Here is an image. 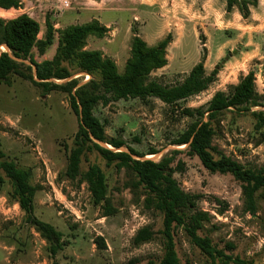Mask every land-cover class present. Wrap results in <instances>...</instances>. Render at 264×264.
Returning a JSON list of instances; mask_svg holds the SVG:
<instances>
[{"label": "rangeland", "instance_id": "rangeland-1", "mask_svg": "<svg viewBox=\"0 0 264 264\" xmlns=\"http://www.w3.org/2000/svg\"><path fill=\"white\" fill-rule=\"evenodd\" d=\"M140 1L20 0V9L0 11V18L30 16L41 26V40L45 39L47 20L57 31L99 21L107 26L108 33L103 38L89 37L83 50L101 51L105 58L115 61L119 72L124 74L135 34L149 46L159 43V0L145 4L149 9H141ZM55 36L54 45L45 55L34 51L36 61L54 56L58 34ZM187 42L189 47L184 50L181 62H178L175 50H170L167 52L168 64L154 71L151 80L168 87L179 85L204 59L207 74L220 66L217 81L207 91L175 107L154 97L121 100L109 106H97L94 115L109 138L123 139L127 147L144 154L145 160L158 162L174 150H181L175 156L173 167L181 162L183 169L174 177L186 193L201 196L197 209L210 216L200 234L210 237L227 255L264 264V192L259 194L257 212H247L240 182L229 174L209 172L198 157L188 153L186 145H175V141L198 120L184 116L182 110L206 109L217 92H227L249 72L255 73L257 92L264 95V60L245 57L246 54L241 53L245 50H224L207 65L206 50L197 47L203 40ZM19 62L30 65L29 60ZM96 78V75L82 71L57 83L77 79L84 85ZM256 110L264 111V107L252 109ZM79 124L67 94L55 91L44 96L41 89L18 76H13L11 86L0 84V148L5 160L14 162L21 169L31 170L32 184L38 189L35 215L53 225L67 242L64 250L53 259L48 243L26 222L25 213L11 198V182L1 172L0 264H127L131 260L150 264L162 259L163 216L144 207L145 193L142 189L132 188L133 178L126 170L108 168L96 153H86L82 158V172L97 165L107 176L108 196L118 210L110 217H104L103 211L93 205L86 183L64 177ZM254 125L255 120L250 114L239 116L234 111L224 112L212 124L216 133L212 143L214 157L218 159L223 155L245 168L262 169L264 141L260 134L264 130L259 133ZM127 147L123 150L128 151ZM152 150L157 153L151 154ZM146 226L152 227L154 239L135 246V235ZM98 238L104 240L105 247L97 242ZM175 242L181 264H220L213 263L192 245L182 228L175 230ZM228 245L233 248L229 249Z\"/></svg>", "mask_w": 264, "mask_h": 264}, {"label": "trees", "instance_id": "trees-1", "mask_svg": "<svg viewBox=\"0 0 264 264\" xmlns=\"http://www.w3.org/2000/svg\"><path fill=\"white\" fill-rule=\"evenodd\" d=\"M226 11L231 13L237 8L244 19L251 15V8L258 7L259 0H225ZM20 0H0V11L18 10ZM45 39H39L40 24L30 16L23 14L14 19L0 18V84L12 85L13 76L31 82L41 89L42 94L62 92L69 96L72 110L78 116L79 130L74 136L75 146L68 155V163L64 177L68 180H79L86 183L92 203L103 211L104 217L116 215L108 196L107 176L97 165L87 171H81L82 158L86 153H96L108 168L126 170L133 180V189H142L145 193L144 207L163 216L161 239L164 255L158 263L181 264L176 250L175 230L182 228L190 243L200 250L213 263L220 264H254L239 257L227 255L213 244L208 236L200 233L205 230V223L210 221L207 212L197 209V201L201 196L186 193L174 177L183 169L181 162L173 167L175 156L181 150H174L160 161L145 160V155L127 147L121 138H109L103 124L95 117L94 109L109 106L114 102L129 99L146 100L154 97L169 107L178 106L182 101L207 91L219 75L218 65L210 74L206 73L204 59L190 72L179 85L163 86L151 80V74L168 64L167 49L172 41L171 35L155 46H149L139 35L135 34L131 42V57L126 63L125 72L121 74L117 64L105 58L98 50H83L89 37L103 38L108 28L99 21L83 25H72L57 31L49 20L46 22ZM58 34V46L51 59L38 62L34 51L43 56L54 45ZM5 48V51H3ZM19 60H29L25 65ZM86 71L97 76L96 79L80 85L77 79L65 83L77 73ZM264 95L256 89V76L253 71L242 76L239 83L229 87L227 92H217L206 109H184L186 117L198 120L175 141L177 146H187L188 153L199 158L203 166L213 174L231 175L242 185L245 210L255 214L258 210L260 192H264V167L248 169L230 157L213 155V138L216 135L212 124L217 122L226 111H234L239 116L250 114L255 120V130H264V111H252L256 107H264ZM205 118L207 120L205 121ZM264 141V133L260 134ZM104 144L105 146H103ZM108 145L111 148H108ZM127 147L128 151H122ZM152 150L151 154H156ZM4 173L11 182V198L25 213L26 222L48 243L49 253L53 259L67 245L63 234L53 225L42 221L35 215V198L37 187L32 184L31 170L19 168L14 162L5 160L0 148V173ZM3 183L0 177V184ZM155 232L152 227L141 228L133 239L135 246L152 241ZM97 242L105 247L104 240ZM232 249V245H228ZM53 264H58L54 262ZM127 264H139L131 260Z\"/></svg>", "mask_w": 264, "mask_h": 264}, {"label": "crops", "instance_id": "crops-1", "mask_svg": "<svg viewBox=\"0 0 264 264\" xmlns=\"http://www.w3.org/2000/svg\"><path fill=\"white\" fill-rule=\"evenodd\" d=\"M152 1L141 0L139 6L147 9ZM226 7L225 0H159V42L171 35L167 52L175 50L179 63L190 39L203 40L197 47L206 50L207 65L224 50H245V57L264 60V0L251 8L248 19L237 8L228 13Z\"/></svg>", "mask_w": 264, "mask_h": 264}, {"label": "water", "instance_id": "water-1", "mask_svg": "<svg viewBox=\"0 0 264 264\" xmlns=\"http://www.w3.org/2000/svg\"><path fill=\"white\" fill-rule=\"evenodd\" d=\"M122 151H127V150H123V149H122Z\"/></svg>", "mask_w": 264, "mask_h": 264}]
</instances>
